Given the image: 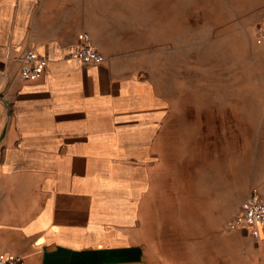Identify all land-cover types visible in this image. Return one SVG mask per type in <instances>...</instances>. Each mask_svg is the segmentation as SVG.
<instances>
[{
  "label": "crops",
  "instance_id": "crops-1",
  "mask_svg": "<svg viewBox=\"0 0 264 264\" xmlns=\"http://www.w3.org/2000/svg\"><path fill=\"white\" fill-rule=\"evenodd\" d=\"M177 2L0 0V258L264 264V234L227 226L264 199V0L250 46L206 61L201 94L192 2ZM81 34L98 64L76 59ZM27 52L46 61L38 79L19 77Z\"/></svg>",
  "mask_w": 264,
  "mask_h": 264
},
{
  "label": "rangeland",
  "instance_id": "rangeland-1",
  "mask_svg": "<svg viewBox=\"0 0 264 264\" xmlns=\"http://www.w3.org/2000/svg\"><path fill=\"white\" fill-rule=\"evenodd\" d=\"M179 6V1L177 0ZM262 0H191V37L187 27V45L192 39L193 56V86L194 94H201V74L207 60L216 62L217 57H224L231 49H242L250 46L247 35L249 24L254 17L251 14L254 7ZM182 34L178 38L184 41L185 20L178 17ZM234 30L233 33L230 31ZM257 88L255 92H262ZM243 93V91H242ZM264 151V146L260 147ZM167 171V170H166ZM234 214V213H233ZM232 214V215H233ZM226 215V222L232 217Z\"/></svg>",
  "mask_w": 264,
  "mask_h": 264
},
{
  "label": "built area",
  "instance_id": "built-area-1",
  "mask_svg": "<svg viewBox=\"0 0 264 264\" xmlns=\"http://www.w3.org/2000/svg\"><path fill=\"white\" fill-rule=\"evenodd\" d=\"M256 43H264V19L257 28ZM76 59L83 66L96 65L100 62V56L92 49L88 37L84 34L78 36ZM18 74L21 80L38 79L46 65L43 58L37 57L31 52L22 54L18 59ZM229 228H240L247 233L252 240H259L264 234V199L255 191H252L239 205L236 214L227 222ZM19 257L0 258V264H18Z\"/></svg>",
  "mask_w": 264,
  "mask_h": 264
}]
</instances>
